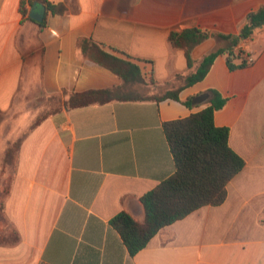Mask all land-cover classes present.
I'll use <instances>...</instances> for the list:
<instances>
[{"label": "crops", "instance_id": "0c3cea01", "mask_svg": "<svg viewBox=\"0 0 264 264\" xmlns=\"http://www.w3.org/2000/svg\"><path fill=\"white\" fill-rule=\"evenodd\" d=\"M262 7L264 0H0V234L20 237L0 244V264H264V27L240 45L234 64L252 62L231 69L219 56L179 101L64 105L72 93L93 90L165 93L188 70L185 51L169 44L171 32L236 35ZM84 41L138 65L147 85H124L85 55ZM218 45L211 37L192 58ZM210 90L226 99L215 124L230 130L229 145L245 165L222 205L163 228L131 256L111 220L127 212L143 222L140 199L175 172L163 125L205 109ZM204 94L208 100L186 105ZM54 98L61 106L51 114ZM24 130L10 167L6 152Z\"/></svg>", "mask_w": 264, "mask_h": 264}, {"label": "trees", "instance_id": "16d2710c", "mask_svg": "<svg viewBox=\"0 0 264 264\" xmlns=\"http://www.w3.org/2000/svg\"><path fill=\"white\" fill-rule=\"evenodd\" d=\"M47 9L53 13L62 12L48 2ZM261 27H264V7L249 13L244 26L236 35L216 34L198 28L173 31L169 36V44L173 49L185 51L188 64L186 73H177L173 77L172 81L178 84L177 87H172L163 94L140 98L120 97V88L72 93L64 105L68 108H80L121 99L179 101L180 92L203 81L219 56L227 57L231 69L247 66L245 59L238 66L234 64L243 55L239 47ZM211 37L217 38L219 45L199 61H195L192 58L193 50ZM82 49L89 58L119 75L124 85L146 84L138 65L107 54L95 45L89 46L85 41ZM151 82L155 83L153 79ZM208 95L209 105L205 109L163 125L174 157L175 172L140 199L144 211L143 222L137 221L127 212H121L111 220L112 227L120 234L131 256L145 249L163 228L203 207L222 205L227 198L228 183L245 165L244 160L229 145L230 130L215 124V113L223 109L226 99L216 90H210ZM194 99L190 97L186 105L192 106ZM47 115L48 113L37 119L31 129L37 127ZM25 135L7 150L6 165L15 166ZM19 241L18 232L12 230L2 235L0 244L14 245Z\"/></svg>", "mask_w": 264, "mask_h": 264}, {"label": "rangeland", "instance_id": "374dc122", "mask_svg": "<svg viewBox=\"0 0 264 264\" xmlns=\"http://www.w3.org/2000/svg\"><path fill=\"white\" fill-rule=\"evenodd\" d=\"M145 85H147V84H145ZM165 90V89H164ZM163 90V91H164ZM166 91V90H165ZM164 91V92H165ZM144 93V95H146V94H148V92H147V89L143 92ZM142 94V93H141ZM161 94V93H160ZM163 94V93H162ZM51 105H53L55 108H52L50 111H55V109H57V108H59V106H61V100H58V99H54V100H51ZM47 113V112H46ZM46 113H41V115L37 118V119H39L41 116H43V115H45ZM36 119V120H37ZM35 120V121H36ZM34 123H32V125H33ZM32 125L29 127V129L32 127ZM26 131L27 130H24L23 132H21V133H19V135H17L18 136V138L17 139H15L14 140V142L12 143V144H15L23 135H24V133H26ZM16 136V137H17ZM11 144V145H12ZM0 216H1V218L3 219V217H2V215H1V213H0ZM8 232H10V230H8ZM7 233V232H6ZM1 238H2V234H0V241H1Z\"/></svg>", "mask_w": 264, "mask_h": 264}, {"label": "water", "instance_id": "95a60500", "mask_svg": "<svg viewBox=\"0 0 264 264\" xmlns=\"http://www.w3.org/2000/svg\"><path fill=\"white\" fill-rule=\"evenodd\" d=\"M35 20L41 21V19H39V18H35ZM208 99H209V96L207 94H204V95H201V96L195 98V101L196 102H203V101L208 100Z\"/></svg>", "mask_w": 264, "mask_h": 264}, {"label": "built area", "instance_id": "2783aa9c", "mask_svg": "<svg viewBox=\"0 0 264 264\" xmlns=\"http://www.w3.org/2000/svg\"><path fill=\"white\" fill-rule=\"evenodd\" d=\"M245 60H246L247 63L252 62V58L251 57H245Z\"/></svg>", "mask_w": 264, "mask_h": 264}]
</instances>
